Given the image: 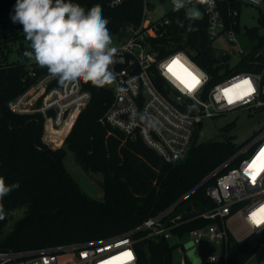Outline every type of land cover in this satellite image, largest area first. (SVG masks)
<instances>
[{"label": "trees", "instance_id": "obj_1", "mask_svg": "<svg viewBox=\"0 0 264 264\" xmlns=\"http://www.w3.org/2000/svg\"><path fill=\"white\" fill-rule=\"evenodd\" d=\"M71 2L86 10L99 4L104 17L110 21L109 31L120 37L127 35L130 27L138 26L143 18L144 0H128L116 7L110 6L109 0ZM15 3L16 0H0V103L3 105L0 177L7 185L19 183L18 188L0 201L3 207L0 250L25 251L109 238L136 228L189 192L170 216H179V221H183L173 229L174 237L186 236L208 224L209 220L198 215L213 206L206 188L216 181L219 173L197 186L232 156L240 144L232 136L199 142L200 124L187 156L167 162L141 137H128L101 122L114 92L84 82L92 94L90 102L80 113L65 145L56 149L49 147L42 141L41 122L4 107L9 99L24 90L26 61L31 60L28 57L25 62L10 60L14 51L31 50L22 25L11 20ZM164 16L170 19V24L160 39L161 53L186 51L209 73L208 88L234 72L263 69L264 31L260 27L264 28V11L261 26L247 28L252 47L234 68L217 58L214 40L207 34L205 17L190 20L186 9L176 11L174 6ZM156 82L163 89L164 81ZM234 125V122L228 123L223 129L229 131ZM66 146L87 173H102L104 200L91 198L67 170ZM23 207L26 208L24 215L7 229L13 211ZM134 237L138 239L136 264H173L177 244H172L171 238L154 240L146 237L145 231ZM259 239L255 235L231 246L229 264L244 262L257 248Z\"/></svg>", "mask_w": 264, "mask_h": 264}, {"label": "built area", "instance_id": "obj_2", "mask_svg": "<svg viewBox=\"0 0 264 264\" xmlns=\"http://www.w3.org/2000/svg\"><path fill=\"white\" fill-rule=\"evenodd\" d=\"M126 1L109 0V4L116 7ZM148 3L144 0L141 23L130 27L128 34L112 45L118 49L111 65L117 80L112 85L104 86L113 90L114 98L100 121L128 137H141L165 161L174 162L187 156L197 128L205 118L242 109H264V66L261 71L234 72L208 88L211 80L209 73L186 51L161 53L160 39L167 31L170 19L163 16L153 20L147 11ZM244 4L260 6L264 0H213L211 4L191 0L190 7L196 6L202 11L201 18L207 20L210 39L224 36L240 55H244L247 51L239 40ZM226 52L231 54V59L232 52ZM178 54L184 68L194 75V69H198L206 77L194 95L185 94V84L167 68L161 69L163 63ZM27 66L23 78L24 90L9 99L4 107L17 115L29 116L41 122L42 141L51 148H60L65 145L92 94L85 88L83 81L62 85L34 60H29ZM174 71L190 79L179 66H174ZM242 75L252 78L256 91L234 105L225 106L227 98L224 90L231 87L234 78ZM158 79L164 81L163 89L158 86ZM118 87L127 91L118 92ZM2 114L3 105L0 103V118ZM262 145L264 127L240 144L237 151L214 171L219 175L206 188V195L212 200L213 206L198 215L210 222L188 234L194 242L192 248L198 254L206 241L221 245V252L209 254L202 264H229L230 247L255 235L260 236L257 248L241 264H264V225L257 227L249 219L253 209L264 205V173L257 177L255 183L249 176L243 175L244 169ZM176 203L149 217L136 228L109 238L25 251L0 250V264H105L107 261L111 264H136L135 245L138 239L134 235L145 231L146 237L154 240L174 237L173 229L183 222L179 221V216L170 218ZM125 251L131 252L132 259L122 257L112 260ZM189 263L187 259L182 262Z\"/></svg>", "mask_w": 264, "mask_h": 264}, {"label": "clouds", "instance_id": "obj_3", "mask_svg": "<svg viewBox=\"0 0 264 264\" xmlns=\"http://www.w3.org/2000/svg\"><path fill=\"white\" fill-rule=\"evenodd\" d=\"M201 2L211 4L213 0ZM172 3L176 11L186 9V16L190 20L200 15L199 11L189 7L191 0H172ZM11 20L22 25L26 39L30 41L31 50L26 51L24 55L34 60L41 68H46L48 74L57 78L60 84L83 81L96 87H104L116 82L117 74L111 70V65L118 49L112 46L111 33L107 27L110 21L104 17L99 4L86 10L71 0H16ZM189 29L192 30L191 25ZM179 58V54L170 58L161 65V69L167 68L173 60ZM194 71L200 83L191 91L188 88L183 89L187 95H194L206 79L202 71ZM166 78L170 79L167 75ZM241 81L251 82L252 78L242 75L233 79L231 87H227L231 89L229 96L233 102L229 103L227 98L225 106L234 105L240 100L237 98L240 93L248 89V84H241ZM233 85L239 87L233 88ZM251 86L252 94L256 89L252 82ZM117 91L123 93L127 90L118 87ZM262 148L264 145L259 151ZM18 187V182L7 185L4 178L0 177V201ZM262 206L264 205L253 209L249 215V219L257 227L264 225V212H257ZM253 213H256V216H253ZM2 218L3 207L0 205V219Z\"/></svg>", "mask_w": 264, "mask_h": 264}, {"label": "rangeland", "instance_id": "obj_4", "mask_svg": "<svg viewBox=\"0 0 264 264\" xmlns=\"http://www.w3.org/2000/svg\"><path fill=\"white\" fill-rule=\"evenodd\" d=\"M148 14L152 16L153 20H158L163 17L167 12L173 8L172 0H147ZM196 11H199L200 15L197 18L202 17V11L192 6ZM264 11V4L260 6H254L251 4H244L241 12V25L242 29L239 32V40L242 46L247 52L252 47V39L246 33L247 28L254 26H261V13ZM261 32L264 31L263 27ZM111 33V32H110ZM113 44L119 41L120 36L111 33ZM213 45L216 51L225 50L232 52V58L228 62L230 68H234L236 64L244 55H240L237 52L236 47L230 43L227 38L221 36L213 41ZM264 53V48L261 49ZM24 52L14 51L10 55V60H20L25 62L27 57ZM246 52V53H247ZM32 60V59H31ZM28 62V61H26ZM234 122L235 125L229 131H225L223 127L228 123ZM264 127V109H242L237 111L228 112L215 117H207L203 120L200 132L197 136V141H209L222 139L223 137L232 136L237 144H242L249 140L257 131ZM64 164L67 170L71 173L74 179L80 184L82 189L93 199L104 200L105 190L103 187V175L102 173H87L84 168L77 162L75 154L66 146V154L64 158ZM26 208H18L13 211L7 229L25 213ZM172 244H177V248L173 254V264H182L184 259H187L191 264H202V261L209 254H219L221 252V245L216 242H204L201 246L200 254H198L193 247V240L190 236L172 237L170 239Z\"/></svg>", "mask_w": 264, "mask_h": 264}, {"label": "snow or ice", "instance_id": "obj_5", "mask_svg": "<svg viewBox=\"0 0 264 264\" xmlns=\"http://www.w3.org/2000/svg\"><path fill=\"white\" fill-rule=\"evenodd\" d=\"M174 66H179L183 71L187 74V77L190 79H185L183 76L178 75L174 71ZM167 69L169 72H172L173 75L177 76L178 79L181 80L182 83L185 84V87L188 88L189 91H191L196 85L200 83L199 78L188 71L187 68H184V66L180 63L179 59L173 60L168 66ZM241 84H248V89L241 92L240 95L237 97L238 99H243L244 96L250 95L253 91L251 82L250 81H241ZM239 85H233V88H237ZM231 92V89H225L224 95L226 98H228V102L232 103L233 100L230 98L229 94ZM244 173L246 176H249L251 181L255 183L257 181V177L261 175V173H264V148H262L256 156L251 160V162L247 165V167L244 169ZM257 212H264V206H262L260 209H257ZM253 216H256V213L252 214ZM126 259H132V254L130 251H125L121 253L119 256L113 257L112 260H120L121 258ZM105 264H111L110 261L105 262Z\"/></svg>", "mask_w": 264, "mask_h": 264}, {"label": "water", "instance_id": "obj_6", "mask_svg": "<svg viewBox=\"0 0 264 264\" xmlns=\"http://www.w3.org/2000/svg\"><path fill=\"white\" fill-rule=\"evenodd\" d=\"M216 56L218 59H220L222 62H228V60L230 59L231 57V54L224 51V50H220V51H217L216 52ZM216 175V172L212 173L206 180H204L203 182H201V184H199L197 186L200 187L202 186L204 183H206L207 181H209L210 179H212L214 176ZM196 189V188H195ZM190 193V192H189ZM189 193H187L183 198H181L177 203L176 205L180 204L188 195Z\"/></svg>", "mask_w": 264, "mask_h": 264}]
</instances>
